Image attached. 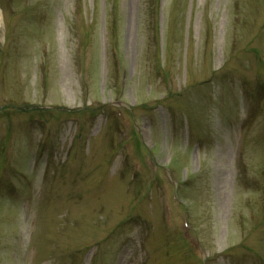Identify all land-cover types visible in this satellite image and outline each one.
<instances>
[{"label":"rangeland","instance_id":"1","mask_svg":"<svg viewBox=\"0 0 264 264\" xmlns=\"http://www.w3.org/2000/svg\"><path fill=\"white\" fill-rule=\"evenodd\" d=\"M143 1L0 0V264H264V0Z\"/></svg>","mask_w":264,"mask_h":264},{"label":"trees","instance_id":"2","mask_svg":"<svg viewBox=\"0 0 264 264\" xmlns=\"http://www.w3.org/2000/svg\"><path fill=\"white\" fill-rule=\"evenodd\" d=\"M158 0H145V9L147 11L155 10L157 8Z\"/></svg>","mask_w":264,"mask_h":264}]
</instances>
